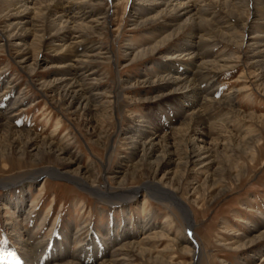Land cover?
<instances>
[{"label":"rangeland","instance_id":"obj_1","mask_svg":"<svg viewBox=\"0 0 264 264\" xmlns=\"http://www.w3.org/2000/svg\"><path fill=\"white\" fill-rule=\"evenodd\" d=\"M15 1L0 0V93L12 85L0 112L7 108L5 121L36 140L0 130V182L48 169L84 177L88 187L53 176L9 190L0 186V264H35L47 259L54 244L64 243L66 253H73L90 239L97 247L106 239L113 246L110 255L103 253L93 264H190L191 245L175 234H184L183 209L193 225L198 264H264V238L254 247L233 248L264 231V74L252 63V41L241 28L246 23L249 29H264V0H194L204 21L196 31L201 35L195 39L198 48L187 52H203L204 61L229 58L234 65L216 67L218 73L197 82L216 91L202 94L207 102L200 107V118L206 130L200 118L189 119L198 112L190 101H200V95L181 93L179 85L163 82L178 75L174 71L167 77L165 69L173 64L166 59H179L192 34H187V25L178 35L180 44L169 40L172 28L156 21L166 9L161 4L144 11L146 0H72L94 10L85 19L65 22L57 15L46 17V0H28L32 20L20 29L14 25L17 20L6 17ZM92 20L98 24L88 22ZM74 26L77 38L58 41ZM81 41L97 48L98 55L83 65L84 75L95 68V80L80 81L86 88L98 83L105 95L87 108L57 94L56 80L69 71L61 65L71 61L66 56L70 50L85 48ZM177 70L184 74L181 66ZM228 95L231 109L212 102ZM16 97L22 102L9 107ZM213 124L217 128L211 131ZM200 130L207 136L196 147L211 148L214 159L202 171L188 162L192 154L184 141ZM149 132L157 141L151 152L142 150L146 138L140 136ZM42 138L54 145L42 151ZM150 183L172 192L182 207L141 189L134 193ZM108 192L132 195L133 201L111 204L105 198ZM13 198L22 201L20 210L10 206ZM148 214L152 226L142 231ZM107 231L124 233L114 242L102 239ZM119 248L130 252L119 254ZM123 256L128 260L116 261ZM65 257L63 262L70 259Z\"/></svg>","mask_w":264,"mask_h":264},{"label":"bare ground","instance_id":"obj_2","mask_svg":"<svg viewBox=\"0 0 264 264\" xmlns=\"http://www.w3.org/2000/svg\"><path fill=\"white\" fill-rule=\"evenodd\" d=\"M27 1L28 0H16L14 3H12V7L14 6L13 7L14 9H12V11L9 10L6 12V17L8 18V20H17L16 24H14V25H20L19 26L20 29H22L23 26H25V24H28L30 22L29 20H32V18L29 16L32 12L27 7V4H26ZM46 1L48 3L46 5H44V7H43V8H45V11L48 15L46 17L49 18L50 17L49 15H51V17L57 15V17L64 19L65 22H69L70 20L75 21V20L81 19V18L85 19L88 17V15L91 14L92 10H94L93 7H91V6H84L82 8L80 6H75L73 4L72 0H46ZM142 1L143 0H140L139 3H141ZM240 1L244 2L245 0H240ZM145 2H148V3L143 4L144 5L143 10L144 11L146 9L149 10L155 6H159L158 4H161L164 8H166V9L162 10L163 12L160 11V13H159L160 16H159V18H156L157 19L156 21L162 22L163 27L172 28L171 30L173 32H172V35L169 38V40H172L171 38H175V39H177V44H180L178 42L180 40V39H178L179 38L178 35L181 32L180 30L185 28L187 25H188L187 28L189 27V29H191L190 32L187 33L189 35L192 34V39L190 40V47H186V48L181 49V50H183V54L181 55V57H179V59H174L173 57L166 59V64H169V65L175 64L176 66L170 65L165 69L167 72H164V71L163 72L166 73L167 77H168V74H171L174 71L178 75L173 76V77H171V76L168 77L169 80L166 79L167 81H165L163 79L164 80L163 82L167 86L179 85V87H180L179 90H182L181 93L188 92L192 96L200 95L199 96V97H201V100L199 98L200 101H197V102L192 101V100L190 101L192 104H193V102H195L194 104L196 106H198V109H197L198 112L192 113L191 118L189 117V119L191 121L193 118L199 119L200 116L202 115V112H201L202 110L200 107H202L204 105V103L207 102L206 98L202 94H204V93L206 94V93H210V92L213 93L215 91V88L212 90L207 89L206 86H205L206 88L205 87L201 88L198 86L197 82L200 81V83H201V81H203V79L206 77L207 74L218 73L219 71L216 69V67L217 68L220 67L223 70L224 69L228 70L227 69L228 67L234 66V65H232L233 61H231L229 58H224V59L218 58V59H215L213 61H204L202 59L204 57L203 52L199 53V52H195L194 50L191 52H187L189 50V48H198L199 45L195 39H199L201 35H199V33H197L198 30L200 31V29H197V28L200 25H202V23L204 21L198 15L197 10L199 8L197 7V4L194 0H187V2H185L183 4H180L178 2L174 3L173 0L172 1L171 0H162V3H154V2H150V0H146ZM230 2H234V1H230ZM51 4H53V5H51ZM8 7H9V5L7 6V8ZM202 9H203V7H202ZM193 15H194V17H193ZM46 17H44V19ZM161 18H163V19L161 20ZM183 18H185L184 21L181 20ZM180 20H181V22H180ZM88 22H92V23L94 22V23H96V25L98 24V22L96 20H92V21H88ZM234 22H235V20H234ZM237 24H240V23L236 22V25ZM62 26L65 27L64 25H62ZM75 27L76 26L71 27L67 34L58 38V41L65 42L66 40L77 38V36L75 37V34H73L76 32ZM262 27H263V25H262ZM262 27H260V29L253 30V29H249L248 25L246 23L245 24L241 23L242 30H244L245 32H248V35L246 34L247 38L250 39V41H252V42H250L249 57H250V59L254 65H260L262 67L263 74H264V29H262ZM74 28H75V30H74ZM80 43H82L85 48H81L80 50H78V48H75L74 50H70L67 53L68 55H66V56L69 59H70V57H72L71 61L67 62L66 64L61 65V67L68 68L69 71L66 74L67 76H64L63 78H59L56 80V81H58V84H59L58 88L60 89L59 93L57 92V94L61 93L60 94L61 99H65V100L70 99L69 102L71 103V105L76 103L77 106L83 105V108L84 107L87 108L91 103H93L97 99H99L101 97V95L102 96H105V95L102 94L101 92H99L100 90L97 87L99 85L98 83H87V84L91 85L90 87H88L89 88L88 89V88L84 87V84L82 83V81H80L81 79L82 80L83 79L84 80H91V79L95 80V76L97 74V71L95 70V68H93L87 74L84 75L83 74V72H84L83 65H84V63L93 61L92 59L94 58V56L98 55L97 53L94 52V51L98 50L97 48H93L92 46L86 47L87 43L85 41L84 42L81 41ZM75 44H77V43H75ZM80 51H82L83 53H81ZM88 58L90 59V61H87ZM26 59H28V58L27 57L23 58V60H21V62L25 63ZM220 62H222L223 64L221 63V65H219ZM177 64L182 67L184 74H182L180 70H177L179 67ZM214 69H216V70H214ZM187 70H189V71H187ZM180 74L184 75V76H180ZM209 78H210V76H209ZM210 82L212 84L211 86L213 87L214 81L211 80ZM160 84H162V83H160ZM11 87H12V85H9L8 87L4 88L2 90V92L0 93V104L2 102H5L2 99L3 96L6 95V97H9L10 95H12L11 94L12 91H10ZM231 97L232 96L228 95L227 98L225 97V99L222 101H215L214 100L212 102L215 104L217 103L219 106H222L224 108H230L231 106L228 105V102H229L228 98L230 99ZM17 98L18 97L15 98L14 104L9 105V107L13 108V107L17 106L18 103L22 102V98L21 99H17ZM6 110H7V108H5V110L3 112H0V130H2V131L7 130V132H9L10 134L16 133V135L18 137L24 136V137L28 138L31 141V143L33 141H35L36 137L32 136L29 131L18 132V131H16L14 125H11L10 120L5 121V118H6L5 117L6 116L5 111ZM12 116H14V115H12ZM199 120L200 121L202 120V124L204 125L202 128L206 130V128H208L206 125V121L202 118H200ZM216 126L217 125H215V124L211 125L212 128L210 127V130L211 131L216 130V128H217ZM148 128L153 129V127L151 125H148ZM151 134H154V132H149L146 135L144 133L140 134L141 137L146 138L141 142V145H142V150L147 151V152H151L152 150H154V147L157 145V141L155 140V137H150ZM204 135L207 136L204 131H201V133H198V131H197L196 133H194V135H187L184 138L185 144H187L188 148L191 149V154H192V156L187 157V160L189 158L188 162L193 164V168L195 170L197 169L198 171L208 169L211 166V164L214 162V159L212 158V149L211 148H207V151H203V149L200 150L199 148L196 147V144L201 141V138ZM40 140L45 145V149H42V151L49 149L51 145H54L53 143L49 142L46 138H42ZM38 151L40 152L41 149H39ZM59 151H63V149H59ZM193 158H196V159H193ZM67 174L59 173V172H56L53 170H48V169L47 170H39V171L32 172L31 174L25 176L24 178L20 177V179L17 180L16 182L15 181L14 182L13 181H6V180L4 182L2 181V182H0V186L4 187L6 190H9L11 188H14L15 186L20 185L21 183H23L24 181H27V180H36L40 176H53V177H57V178L60 177V179H68V180H71V181L79 184L80 186L88 187L85 184L86 182L83 180L84 177L74 175L73 178H71V177L66 176ZM139 189L146 191L147 195L150 194L151 196L155 197L157 200H161V199L162 200H168L169 203L171 204V206L182 207L180 205L179 201L172 194V192L170 193V192L162 189L161 187H159L155 184L150 183V184L144 186L143 188H137V189H135L134 193H137L139 191ZM107 195L108 196L105 197L106 201H108L109 203L114 204V205L127 204V203L133 201L132 195L131 196L122 195V194H119L118 192L117 193H114V192L109 193L108 192ZM9 202H11L10 206H12L13 209L16 208L17 210H20V208L23 205L22 201H19V199H16V198L10 199ZM181 212H183L182 215L184 218V234L182 235V233L177 232V233H175L176 238L186 245H191V248H192L191 253H192L193 258H192V261L190 262V264H198V256L196 255L198 252H196V247H194V245H193L194 241H193V238L191 235L193 225L190 222V218H188L184 209ZM148 215H150V214H148ZM150 218H151V215L148 216L147 223L144 226L146 228H143L142 231H145L152 226V225H148ZM24 219H26V218H24ZM170 220L171 219H169V221ZM109 231L104 232L102 239H106V238L111 237V239L113 238L114 242H116V240H120V237L124 233V232L120 233V236H118L114 231H111V233H109ZM240 234L241 233H237V235H240ZM262 238H264V231L259 233L257 236H254V238L243 241L242 243L238 244L239 246L237 245L233 248L238 247L239 249H246V248L254 247L256 245V243H258L257 241H259ZM105 242H106L105 245L107 247H104L105 245L101 246V247H97L96 244L93 243V241L90 239V240L86 241L85 244L78 251H75L73 253H70V252L66 253V249L63 248L64 243H62L61 245H58V246H56L54 244L53 247L50 248L51 250H49V254L47 253V256H46L47 259L35 261L36 262L35 264H40L42 261L45 264L46 262H49L52 260L56 261V263H54V264H93L96 260H98L99 258H101L103 256L102 255L103 253L105 254L107 252V255L109 253L111 254L113 246L110 245L111 242H109V240L106 239ZM118 251H119V254L125 255L127 253V255H128V252H130V249L119 248ZM67 255H68V257H70V259L63 262V260L66 259V257L64 258V256H67ZM100 255H102V256H100ZM118 260L127 261L128 257L123 256L120 259H116V261H118Z\"/></svg>","mask_w":264,"mask_h":264}]
</instances>
